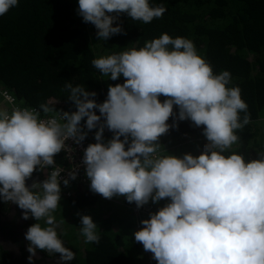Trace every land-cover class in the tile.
I'll return each instance as SVG.
<instances>
[{"label":"clouds","instance_id":"9594fccd","mask_svg":"<svg viewBox=\"0 0 264 264\" xmlns=\"http://www.w3.org/2000/svg\"><path fill=\"white\" fill-rule=\"evenodd\" d=\"M18 3L0 0V16ZM165 11L150 0H78L77 9L100 41L123 32L113 26L122 13L147 24ZM138 44L91 61L103 77L125 78L108 85L102 103L96 92L67 82L64 90L75 111L47 102L0 109V199L22 209L23 219L37 221L25 234L29 261L37 249L59 253L62 262L75 258L57 232L65 223L54 215L61 208L65 169L54 157L74 151L68 140L79 145L98 129L82 160L90 190L105 199L122 196L137 208L168 201L133 233L157 264H264V152L246 160L233 147L240 142L238 130L250 123L241 89L230 86L227 70L215 73L188 38L163 33ZM183 120L203 126L208 143L198 156L168 154L159 142ZM105 128L113 133L106 143ZM77 167L68 170L65 186L77 178ZM36 170L46 178L27 185ZM77 215L84 242L98 244V225L90 215Z\"/></svg>","mask_w":264,"mask_h":264},{"label":"trees","instance_id":"16d2710c","mask_svg":"<svg viewBox=\"0 0 264 264\" xmlns=\"http://www.w3.org/2000/svg\"><path fill=\"white\" fill-rule=\"evenodd\" d=\"M150 3L166 8L161 18L145 24L122 13L113 26L119 24L123 32L100 41L94 25L83 22L78 15V0H19L18 6L0 16V102L5 94L13 99L11 106L38 108L47 102L55 104L57 110L75 111L64 90L65 84L71 82L73 86L84 85L88 91L96 92L97 103H102L107 98L108 85L122 84L125 78L107 79L91 61L134 46L137 41L139 44L135 46H143L145 41L168 33L173 38L181 36L193 41L199 55L215 73L227 70L231 74L230 86H239L250 114V123L238 130L240 142L233 147L246 160L258 158V152H264V0H150ZM160 99L163 101L165 97ZM95 111L100 114L98 109ZM174 112L178 113V107L174 106ZM85 121L86 118L81 123ZM173 122L170 117L167 123ZM176 123L178 126L171 127L159 140L167 153L180 149L204 151L203 144L208 141L203 126L196 127L190 120ZM112 136L105 128L104 141ZM183 138L193 142L183 146ZM64 192L61 188V198L78 211L98 205L103 198L75 191L67 199ZM106 200L105 211L99 217L98 244L85 243L73 226L59 236L64 246L75 253V258L66 263L145 264L150 255L153 264H157L153 254L135 241L133 233L142 226L143 219L168 201H150L137 208L122 196ZM5 205L0 199L2 209ZM147 208L149 212L140 213Z\"/></svg>","mask_w":264,"mask_h":264},{"label":"flooded vegetation","instance_id":"af4514ba","mask_svg":"<svg viewBox=\"0 0 264 264\" xmlns=\"http://www.w3.org/2000/svg\"><path fill=\"white\" fill-rule=\"evenodd\" d=\"M42 178V174L33 173L26 183L30 186L33 181H43ZM28 223L29 219H23V210L16 204L6 203L3 209L0 206V264H67L60 260L59 253L49 255L39 249L29 261V241L25 237Z\"/></svg>","mask_w":264,"mask_h":264},{"label":"built area","instance_id":"2783aa9c","mask_svg":"<svg viewBox=\"0 0 264 264\" xmlns=\"http://www.w3.org/2000/svg\"><path fill=\"white\" fill-rule=\"evenodd\" d=\"M2 98H3L2 105L3 104L6 105V108H3L4 110L11 111L12 108L16 107L15 105L13 106L10 105L13 103V99L11 97L3 94ZM81 124L83 125L84 123H81ZM84 130L88 131L86 128ZM96 131L97 129L88 131L87 137L79 145L74 144L72 140H68L66 143L70 147H72L74 151L69 152V153H66L65 151H61L59 154H57L54 157L56 164L62 166L65 169V171L61 173V188L66 190L67 197H71V193L75 191L84 192L87 194H96L90 190V180L87 178L85 174V167L82 163L84 150L89 144L96 142L95 141ZM107 141H105V143ZM74 166H78L77 167V178L75 180H70L69 184L65 186L63 184V179L68 178V170ZM34 172L38 174H42V176L46 178V175L44 172H41L40 170H36ZM149 211H150L149 208H147L146 210L140 213H147Z\"/></svg>","mask_w":264,"mask_h":264},{"label":"rangeland","instance_id":"374dc122","mask_svg":"<svg viewBox=\"0 0 264 264\" xmlns=\"http://www.w3.org/2000/svg\"><path fill=\"white\" fill-rule=\"evenodd\" d=\"M1 103L2 102H0V109L6 108V105L5 104L2 105ZM183 139H185L184 140L185 142L183 144H181L183 146H185V145L187 146V143H189V141H191V143L193 142V140H191V139H187V138H183ZM207 143L208 142H205L203 144V147H205V145ZM187 153H190V154H192L194 156H198L200 154V151H197L195 153L193 150H189L188 151L186 149H184V150L180 149L179 151H175V152L168 153V154L175 155L177 157H182V154L185 155ZM64 195H65V198L71 199L75 195V192L71 193V197H67L65 192H64ZM100 201L101 202L98 205L94 206V207L86 208L84 210L78 211L74 207L70 206L67 203V201H65V199L61 198V200H60L61 208H57V210L54 213V215L56 217L57 222H59L61 219H64L65 223L61 224L60 227L57 228L58 235L60 236L62 233L65 234V231L67 229H70V226H73L75 228V233L79 234V226H80L79 220H80V216L77 215V213H80L81 215H90L92 217L93 221L97 225H99V217H100V215H102V213H104L106 204L108 203V200H106L104 198H101ZM34 223H37V221L30 216L29 223H28V228ZM41 224L43 225V221H41ZM137 228L140 229L141 226H138ZM81 247H82V245H80V248ZM145 264H153L152 258L150 257V255H147V257L145 259Z\"/></svg>","mask_w":264,"mask_h":264}]
</instances>
